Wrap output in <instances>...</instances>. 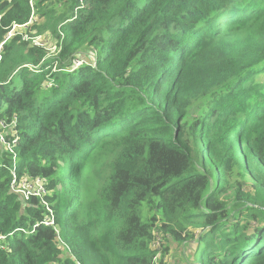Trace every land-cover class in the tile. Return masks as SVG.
<instances>
[{
    "label": "trees",
    "instance_id": "obj_1",
    "mask_svg": "<svg viewBox=\"0 0 264 264\" xmlns=\"http://www.w3.org/2000/svg\"><path fill=\"white\" fill-rule=\"evenodd\" d=\"M0 120L50 210L0 146V264H264V0H0Z\"/></svg>",
    "mask_w": 264,
    "mask_h": 264
},
{
    "label": "rangeland",
    "instance_id": "obj_2",
    "mask_svg": "<svg viewBox=\"0 0 264 264\" xmlns=\"http://www.w3.org/2000/svg\"><path fill=\"white\" fill-rule=\"evenodd\" d=\"M35 31L36 30H32L31 34L28 35L29 37L32 36L35 38L33 39V41L38 42V44H44V38L42 36H36L35 35ZM49 53L50 56L52 55H56L57 54V43H55L54 38H51V40H49V43L47 44V46L45 47ZM93 60V58H92ZM263 78V77H262ZM17 77L15 78V82L16 85L19 87V83H17ZM236 133L233 132L232 134ZM237 154H239V150H237L236 152ZM76 162V161H74ZM111 164L110 161V152L109 150H104L101 147L97 150L94 149L92 151V153L90 154V156L83 161V170H82V175H81V181H82V186L84 187V185H88L90 182H93V186L95 188H98L99 190H103V188L105 187V185L107 184L106 181H108L109 177L111 176L110 174V169H109V165ZM72 165H73V161H72ZM70 176V183L73 182L75 179H73L74 177L71 176V173L68 174V177ZM89 199L90 202L92 203L90 210L92 213V216L94 218V216L97 214L98 212V205H96L98 203V199L93 200V194L91 192H89ZM94 203V204H93ZM73 208H70L69 210L71 211ZM81 212L83 217L86 220V224L88 222H91L90 217L86 214V211L84 210V208L81 207ZM68 212V211H67ZM66 212V213H67ZM85 235H86V243L87 246L91 247L92 245H94L99 239H98V234L97 231L95 229V227H89L86 231H85ZM158 245V241L156 242V244L154 246ZM97 250V248H96ZM202 250V249H200ZM98 253H101V250H98ZM185 258V255L182 254ZM193 259L191 258V254H188V263L191 262ZM104 262L105 264H115L116 261L113 257H107V258H102L100 257L99 260L95 259L94 261L92 260L91 262H88L87 264H100L101 262ZM185 264V263H182Z\"/></svg>",
    "mask_w": 264,
    "mask_h": 264
},
{
    "label": "built area",
    "instance_id": "obj_3",
    "mask_svg": "<svg viewBox=\"0 0 264 264\" xmlns=\"http://www.w3.org/2000/svg\"><path fill=\"white\" fill-rule=\"evenodd\" d=\"M31 3V1L29 2ZM82 6L77 8L75 10V13L80 10ZM35 21V18L31 17L30 22ZM28 23V24H29ZM27 24L23 26H16L13 25L11 29L8 31L6 38L3 43H5L11 36L14 35L17 28L26 27ZM24 40L28 41L30 40V37L24 36ZM35 44L38 45V42L33 41ZM40 45V44H39ZM92 59V58H90ZM84 61H76V65H82ZM32 72L37 73V68H31ZM15 121L6 122L5 120H0V146L5 149L10 155L11 158V167H10V192L13 194L18 195L22 200L27 201L30 198H38L41 203L45 206V208L49 210L47 202L44 199V196L48 193V182L47 180L36 177L33 179H24L20 178L19 172H18V165H17V154L14 153L15 147L18 145V139L17 137L11 136V130L14 128ZM51 217V215H50ZM46 226H53V218L46 219L43 222Z\"/></svg>",
    "mask_w": 264,
    "mask_h": 264
},
{
    "label": "water",
    "instance_id": "obj_4",
    "mask_svg": "<svg viewBox=\"0 0 264 264\" xmlns=\"http://www.w3.org/2000/svg\"><path fill=\"white\" fill-rule=\"evenodd\" d=\"M89 63V62H88Z\"/></svg>",
    "mask_w": 264,
    "mask_h": 264
}]
</instances>
